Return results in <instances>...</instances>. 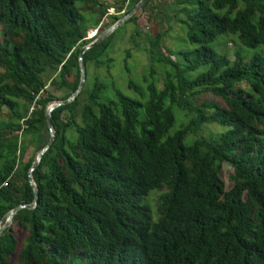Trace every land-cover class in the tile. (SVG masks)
I'll return each instance as SVG.
<instances>
[{"label": "trees", "instance_id": "trees-1", "mask_svg": "<svg viewBox=\"0 0 264 264\" xmlns=\"http://www.w3.org/2000/svg\"><path fill=\"white\" fill-rule=\"evenodd\" d=\"M105 9L103 0H0V218L32 203L33 156L23 153L47 141L46 105L75 90L87 29L123 14ZM141 12L151 26L145 93L127 87L143 100L103 97L107 84L89 77L90 66H111L114 31L82 53L84 83L50 112L54 138L31 172L37 201L0 232V264H264V53L244 51L264 49V0H146L124 21L133 34ZM154 12L171 14L191 48L162 45ZM219 37L238 44L232 60L210 46ZM155 64L170 67L160 88ZM201 93L219 101L198 102ZM174 110L185 120L169 132ZM210 123L224 130L200 135Z\"/></svg>", "mask_w": 264, "mask_h": 264}, {"label": "rangeland", "instance_id": "rangeland-1", "mask_svg": "<svg viewBox=\"0 0 264 264\" xmlns=\"http://www.w3.org/2000/svg\"><path fill=\"white\" fill-rule=\"evenodd\" d=\"M128 0H103V5L106 7L105 11L107 15L112 14H124L126 10V3ZM120 7V8H119ZM138 11V9H137ZM136 13V11L134 12ZM155 13V22H156V29L160 33L163 31H166L165 36L161 38V44L169 47L173 51H177L179 49H189L191 48V45L187 44L183 37H179L182 34V30L180 28V24L175 21V19L172 17L171 14L169 15V20L165 21L162 18L161 13L154 12ZM122 14V15H123ZM137 17V26L139 28L138 34H133V24L131 23H121L117 28H115L113 31V38H112V47L108 51V55L112 58L111 66L106 69L105 67H100L98 69H95L94 67L90 66L88 69V74L90 76H96L100 80H103L105 84H107V88L102 93L103 97L108 98H114V90H118L123 95L132 98V99H138L140 101L143 100V98L138 94L135 93L132 89L127 87V81L131 80L134 84H137L140 86L144 93V82L142 81V76L147 72L148 70V59H147V52L145 50V47L148 46L147 41L144 36V32L146 30H149L151 28L150 24L146 21V16L144 13L138 14ZM178 16L182 17V15L178 14ZM110 26V19L107 16H103L101 21L96 27H90L86 31V39L91 40L94 38L98 33H100L102 30ZM154 28V26H153ZM183 36V34H182ZM222 37L217 38L213 43L210 44V46L215 49L216 51L220 52V50H224L227 54V57L232 60L233 59V50L238 49L239 46L236 44L232 39L226 38L224 42L220 45H216L218 41H221ZM244 49V48H243ZM247 51L250 55L253 52H262L264 53V49L261 47H255L252 49H244V51ZM125 51L129 52V56L125 58ZM165 53V52H164ZM125 58V61H124ZM156 66V75L155 78L157 79V85L159 88L161 87V81H162V74H163V68L165 67L166 70H169L170 67L162 66L155 64ZM242 87H245L246 85L244 83H240ZM46 89L50 91L53 95L57 96L59 92L52 91L49 84H46ZM85 98V95L82 94V96L79 98L80 103ZM197 101H201L204 99H211L215 101H219L217 98L211 96L207 93H201L196 96ZM57 99L52 100L54 102ZM5 110L2 111L1 117L5 118L4 116ZM174 124L169 129V132H171L173 129H175L178 124L185 120L183 118L182 112L179 110H174ZM79 120V118H77ZM224 128L214 124H202L199 130V134L204 137H210L217 131H223ZM34 145L29 144L27 148L25 149L23 153V160H26L30 156L35 155ZM232 169L231 167L226 164L222 163L220 170H219V176L221 180L223 181L224 188L227 189L231 185V181L229 178V175L231 173ZM149 195V196H148ZM153 193L152 191L147 192V200L148 204L145 200L143 201L145 205L147 206L149 213L154 218V205H153Z\"/></svg>", "mask_w": 264, "mask_h": 264}, {"label": "water", "instance_id": "water-1", "mask_svg": "<svg viewBox=\"0 0 264 264\" xmlns=\"http://www.w3.org/2000/svg\"><path fill=\"white\" fill-rule=\"evenodd\" d=\"M145 1L146 0H137V2L127 12H125L123 15H121L110 26H108L107 28L102 30L100 33H98L94 38L89 40L87 43H85L84 45L80 46L79 51H78V58H77V60H78L79 80H78V83H77V86H76L75 90L72 91L66 98L57 99L54 102L51 101L45 107L44 118H45V123H46V126H47V133H48L47 141L45 142V144L40 149H38V151H36L35 155L33 156V159H32V162L30 164V167L28 169V172H27V181H28L29 185L31 186L34 199H33L32 203L17 204L16 206H14L10 210H8L0 218V232L3 229H5L6 227L9 226V224L11 222V219H12V216L15 213V211H17L18 209H21V208H33L35 206V204H36L37 192H36L35 185H34V183L32 181V178H31V172L35 168V166L38 164L43 152L48 148V146L51 144V142H52V140L54 138V130H53V128L51 126V123H50V120H49L50 112L54 108H56L58 106H61L63 104H66L69 101H71L77 95V93L80 91V89H81V87H82V85L84 83L85 71H84V66H83L82 60H81L82 59L81 58L82 53L85 50H87L90 47H92L93 45H95L96 43H98L99 41H101L103 38H105L109 33H111L115 28H117L121 23H123L127 18H129L132 14H134V12L137 11V9H139L140 6Z\"/></svg>", "mask_w": 264, "mask_h": 264}]
</instances>
